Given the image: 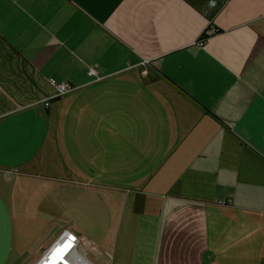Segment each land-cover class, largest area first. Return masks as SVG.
<instances>
[{
	"label": "crops",
	"instance_id": "1",
	"mask_svg": "<svg viewBox=\"0 0 264 264\" xmlns=\"http://www.w3.org/2000/svg\"><path fill=\"white\" fill-rule=\"evenodd\" d=\"M0 175V222L57 221L55 183L88 211L0 231V264L65 230L109 264H264V0H0Z\"/></svg>",
	"mask_w": 264,
	"mask_h": 264
},
{
	"label": "rangeland",
	"instance_id": "2",
	"mask_svg": "<svg viewBox=\"0 0 264 264\" xmlns=\"http://www.w3.org/2000/svg\"><path fill=\"white\" fill-rule=\"evenodd\" d=\"M146 63V62H145ZM23 152H21V157L23 156ZM47 153L45 155H48ZM23 158V157H22ZM22 164V163H21ZM1 177V175H0ZM79 187L76 185L73 186H60L59 183H55L53 185L48 186L47 188L42 190L40 196L48 197L49 202L46 206V211L49 213L54 220L57 221H37L32 222L29 219H24L16 224L12 222L2 221L0 222V231L12 234L11 232L18 231L20 234V243H12V245L7 239L5 242V246H14L19 247L20 249H25L30 246L31 238L30 236L39 228H50L51 230H58L65 227H69V224L76 220V216L84 213H88L87 207L82 206L80 203L84 202L82 200V194ZM12 189V184H8L5 180H0V196L3 198L9 196H18V194H14ZM84 191L92 193V190L84 189ZM20 197H23V194H19ZM90 252V251H87Z\"/></svg>",
	"mask_w": 264,
	"mask_h": 264
},
{
	"label": "built area",
	"instance_id": "3",
	"mask_svg": "<svg viewBox=\"0 0 264 264\" xmlns=\"http://www.w3.org/2000/svg\"><path fill=\"white\" fill-rule=\"evenodd\" d=\"M213 6L217 2L212 3ZM97 66L90 67V74L97 76ZM57 88L58 94H63L70 89L69 83H57L51 80ZM86 251L97 254L95 248L85 241H81L78 236L69 230H65L61 236L45 252L36 264H94L86 257ZM105 264L110 263L109 258H103L97 254Z\"/></svg>",
	"mask_w": 264,
	"mask_h": 264
},
{
	"label": "trees",
	"instance_id": "4",
	"mask_svg": "<svg viewBox=\"0 0 264 264\" xmlns=\"http://www.w3.org/2000/svg\"><path fill=\"white\" fill-rule=\"evenodd\" d=\"M208 34L207 32L205 31V33H203L199 39V42L202 43L204 42L205 40L208 39ZM147 65H150L147 68H145V70L147 71V78L151 81L153 80H156V79H159L161 78L164 74L157 68H155L153 65H152V62H149ZM149 73V74H148ZM140 195V194H139ZM141 196V195H140ZM141 203H142V197H139L138 200H137V210H140V207H141Z\"/></svg>",
	"mask_w": 264,
	"mask_h": 264
}]
</instances>
